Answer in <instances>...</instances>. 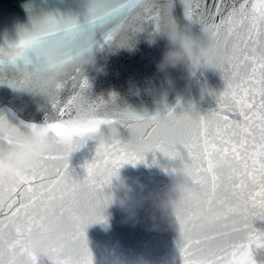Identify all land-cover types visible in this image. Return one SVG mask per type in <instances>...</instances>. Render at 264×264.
Listing matches in <instances>:
<instances>
[{"label": "snow or ice", "instance_id": "obj_1", "mask_svg": "<svg viewBox=\"0 0 264 264\" xmlns=\"http://www.w3.org/2000/svg\"><path fill=\"white\" fill-rule=\"evenodd\" d=\"M182 4L187 20L220 41V51L227 57L212 65L224 81L223 90L213 93L216 107L203 115L177 114L172 109L154 115L104 111L82 121L71 111V104L91 85L87 75L75 69L58 86H68L75 94L58 107L60 118L42 129L56 146L8 186L7 199L0 191V264H42L25 233L64 220L72 225L64 233L70 246L60 254L58 264H94L87 228L106 221L104 212L119 170L144 160L146 153L196 163L213 184L207 202L224 214L221 222L211 226L195 213L181 221L182 264H256L254 251L264 249V0H182ZM171 6V0L163 5L157 0H118L113 7L91 11L87 20L93 29L116 26L115 33L103 32L102 47L130 46L149 25L155 32L174 26ZM78 26L74 16L44 18L34 31L0 47V75L6 74L5 65H29L36 46L56 39L60 32L75 41ZM23 77L21 85L31 82L27 75ZM95 105L105 110L102 98ZM118 126L129 131L127 140L119 138ZM108 127L115 129L112 140L95 143L80 170L73 167L70 157L85 147L86 137ZM217 152L224 153L234 166L218 170L212 163ZM237 202L242 204L240 212L234 210Z\"/></svg>", "mask_w": 264, "mask_h": 264}, {"label": "water", "instance_id": "obj_2", "mask_svg": "<svg viewBox=\"0 0 264 264\" xmlns=\"http://www.w3.org/2000/svg\"><path fill=\"white\" fill-rule=\"evenodd\" d=\"M168 0H157L163 5ZM170 17L174 26L190 24L184 15L182 0H171ZM69 0H0V47H7L18 41L19 27L30 26L40 18L65 16ZM79 21L87 19L81 12L74 14ZM197 29L199 28L196 26ZM152 26L139 32L130 46H105L97 50L99 63L105 72L86 73L90 88L86 94L90 100L115 101L109 104L113 112L131 111L141 115L160 112L161 102H166L177 114L182 112L201 115L216 107V97L224 88V81L218 69H201L194 78H189L183 68L170 69L159 73L156 64L165 48V41L155 42ZM98 38L102 36L97 32ZM28 65H5L4 75H0V108L7 107L14 116L18 127L27 124L41 125L57 121L58 107L67 103L75 90L65 86L57 100L42 110H37L32 82L21 85L23 69ZM177 94L180 99L177 101ZM57 104V107H53ZM165 114V112H160ZM119 138L127 140L129 131L117 128ZM95 142L87 141L83 149L70 157V163L77 170L85 159L94 152ZM171 161L161 153H146L144 160L135 165L127 164L119 170V179L114 178L111 192L114 196L123 194L120 180H124L136 191L141 188L155 190L169 182ZM104 215L106 221L94 223L87 228L89 247L94 264H182L178 249L179 234L171 229L148 230L143 223L131 226L122 223V214L113 204H109ZM143 215V214H142ZM256 264H264V249L254 251Z\"/></svg>", "mask_w": 264, "mask_h": 264}, {"label": "clouds", "instance_id": "obj_3", "mask_svg": "<svg viewBox=\"0 0 264 264\" xmlns=\"http://www.w3.org/2000/svg\"><path fill=\"white\" fill-rule=\"evenodd\" d=\"M117 3L118 0H69L70 6L65 16L73 17L76 12H81L87 17L88 13L99 7L110 8ZM43 19L34 20L30 26L21 25L20 36L34 31L37 23ZM106 30L115 33L117 28L113 24L106 25L104 29H93L84 19L79 21L75 41L60 32L56 39L41 41L36 46L31 53L32 62L23 69V74L29 77L34 86V103L38 111L57 100L61 93L58 86L75 69H79L82 74L105 72V66L99 63L97 57V50L102 48V40L98 38L97 32L102 36ZM151 39L153 42L159 39L165 41L164 51L156 64L159 73L183 68L189 78H194L201 69L227 59L220 51L221 42L203 28L197 29L195 24L161 28ZM179 99L177 94L178 102ZM111 102L105 101V110H98L95 101L82 93L73 100L71 111L80 120H88L102 115L104 111L111 112ZM169 109L166 102H161L160 112L166 113ZM30 125L18 127L11 110L0 108V191H3L5 199L9 195L8 186L22 178L27 170L33 169L41 157L56 146L52 137L43 133V124L35 128ZM114 132L115 129L111 127L101 128L86 139L96 144H106L112 140ZM212 163L218 170L234 166L233 161L222 152L213 154ZM168 167L175 170L169 171V182L159 189L141 188L136 191L120 180L123 194L114 196L111 192L110 204L122 214L121 222L133 227L143 223L150 231L171 229L177 233L181 221L189 213H195L203 224L209 226L221 222L223 211L207 202L213 193L208 174L190 161H180ZM241 209L242 204L237 202L234 210L240 212ZM71 227L67 220L57 221L43 229L27 231L25 239L42 264H58L60 254L70 246L64 233Z\"/></svg>", "mask_w": 264, "mask_h": 264}]
</instances>
